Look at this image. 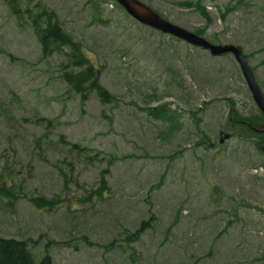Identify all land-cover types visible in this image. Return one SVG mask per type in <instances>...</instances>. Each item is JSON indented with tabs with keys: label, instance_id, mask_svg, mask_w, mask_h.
<instances>
[{
	"label": "rangeland",
	"instance_id": "1",
	"mask_svg": "<svg viewBox=\"0 0 264 264\" xmlns=\"http://www.w3.org/2000/svg\"><path fill=\"white\" fill-rule=\"evenodd\" d=\"M138 1L239 48L264 95V0ZM37 2L113 101L82 104L61 79L65 58L43 60L0 0V175L25 197L0 199V238L29 241L36 264L45 252L52 264H264V122L233 57L144 27L113 0ZM37 196L63 202L45 212L28 202Z\"/></svg>",
	"mask_w": 264,
	"mask_h": 264
},
{
	"label": "trees",
	"instance_id": "2",
	"mask_svg": "<svg viewBox=\"0 0 264 264\" xmlns=\"http://www.w3.org/2000/svg\"><path fill=\"white\" fill-rule=\"evenodd\" d=\"M1 1L8 7L11 15L18 23H27L29 25L37 39L43 60L54 55H61L65 58L66 64L61 70V79L75 95L79 96L82 104L93 93L102 104H108L113 101V97L99 83L100 70L86 57L82 46L64 31L55 13L47 10L40 2L33 5L34 0ZM196 35H202V32H196ZM260 118L264 122L261 114ZM201 145L203 146L205 143L202 142ZM68 146L71 152H76L78 155L88 152L86 149L80 148L75 144ZM95 158L96 156H90L86 159L93 162ZM111 162L112 159H110L109 165ZM107 174L108 171L100 174L98 188L91 194L94 197L100 199L107 191L105 178ZM61 177L64 192L71 183V180L65 174H62ZM7 182L8 180L0 175V199L6 202V207L13 208L18 200L25 199V197L21 195L16 186H7ZM9 183L13 184L10 179ZM28 202L38 210L50 212L59 207L63 201L58 196L52 198L37 196L29 198ZM149 226L146 222L141 223L136 233L131 236L133 239H130L128 235L129 237L126 242L137 239L139 234L148 229ZM30 245V242L25 240L0 238V264H36L28 249ZM44 254L38 264H52L49 254L47 252Z\"/></svg>",
	"mask_w": 264,
	"mask_h": 264
},
{
	"label": "water",
	"instance_id": "3",
	"mask_svg": "<svg viewBox=\"0 0 264 264\" xmlns=\"http://www.w3.org/2000/svg\"><path fill=\"white\" fill-rule=\"evenodd\" d=\"M136 23L161 35L176 39L190 47L209 53L211 57L220 58L226 55L233 57L238 64L246 87L257 110L264 118V95L257 85L254 75L245 60L242 51L234 46H215L202 37L171 24L150 7L138 0H113ZM257 133L264 134V126Z\"/></svg>",
	"mask_w": 264,
	"mask_h": 264
},
{
	"label": "flooded vegetation",
	"instance_id": "4",
	"mask_svg": "<svg viewBox=\"0 0 264 264\" xmlns=\"http://www.w3.org/2000/svg\"><path fill=\"white\" fill-rule=\"evenodd\" d=\"M263 126V125H262Z\"/></svg>",
	"mask_w": 264,
	"mask_h": 264
}]
</instances>
